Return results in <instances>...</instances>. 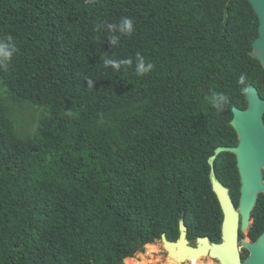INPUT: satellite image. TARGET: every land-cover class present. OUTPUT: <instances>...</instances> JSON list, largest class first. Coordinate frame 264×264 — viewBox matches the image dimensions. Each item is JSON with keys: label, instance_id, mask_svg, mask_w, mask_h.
<instances>
[{"label": "trees", "instance_id": "1", "mask_svg": "<svg viewBox=\"0 0 264 264\" xmlns=\"http://www.w3.org/2000/svg\"><path fill=\"white\" fill-rule=\"evenodd\" d=\"M124 17L134 32L113 46L104 25ZM258 29L247 0H0V39L18 49L0 67V264H125L138 244L176 241L181 222L189 240L220 242L212 174L236 199L241 181L234 155L209 161L238 146L243 88L264 100ZM137 54L154 65L144 76ZM11 102L44 111L34 136ZM253 220L262 232L263 194Z\"/></svg>", "mask_w": 264, "mask_h": 264}, {"label": "water", "instance_id": "2", "mask_svg": "<svg viewBox=\"0 0 264 264\" xmlns=\"http://www.w3.org/2000/svg\"><path fill=\"white\" fill-rule=\"evenodd\" d=\"M247 1L259 19V37L253 44L252 57L259 60L264 67V0ZM248 89L247 110L233 109L234 118L231 126L238 136V146L218 149L209 161L213 167L217 156L222 153H231L237 157L241 181L240 212L235 209L229 190L212 174L213 191L224 215L222 243L211 244L208 238H202L197 240L196 248L190 247L187 239L188 229L185 223L181 222L180 238L177 242L171 243L163 236L166 251L172 254L178 263L183 264L188 260L209 256L219 260L221 264H242L238 245L240 222L243 231L251 225L258 199L262 194L264 195V100L254 86ZM245 246L252 253L245 264H264V236L258 243L245 244ZM138 252L139 246L135 248L133 254Z\"/></svg>", "mask_w": 264, "mask_h": 264}, {"label": "clouds", "instance_id": "3", "mask_svg": "<svg viewBox=\"0 0 264 264\" xmlns=\"http://www.w3.org/2000/svg\"><path fill=\"white\" fill-rule=\"evenodd\" d=\"M104 28H106L112 35L109 38L110 43L115 46L118 44L120 40V36H130L134 32V21L131 18H121L120 22L117 24H106L104 25ZM118 33V35H117ZM18 49L15 45V43L12 41L11 37H8L5 39H0V67L7 68L9 63L11 62L14 55L17 53ZM133 60L132 59H113L105 55L103 58V65L105 67L111 66L112 68L119 70L122 66L125 65H132ZM154 68V65L150 62H147L146 59L141 56L140 54H137L135 59V72L139 76H144L148 73H150ZM246 76L245 74H241L238 78V83L241 85L245 84ZM87 84L90 87H93L94 81L91 79L87 80ZM244 92H248L249 89L245 86L243 88ZM205 99L211 106L216 110H223V107L225 103L228 102V97L223 94L216 91H212L210 94H208Z\"/></svg>", "mask_w": 264, "mask_h": 264}, {"label": "rangeland", "instance_id": "4", "mask_svg": "<svg viewBox=\"0 0 264 264\" xmlns=\"http://www.w3.org/2000/svg\"><path fill=\"white\" fill-rule=\"evenodd\" d=\"M4 93V90L2 91ZM8 95L4 93V97ZM9 108L11 110V115L13 116L17 131L22 137L34 136L37 127L42 119L44 111L39 108H34L26 103L19 102L9 103ZM247 230V229H246ZM244 230V231H246ZM146 255L137 254L133 260L127 259L125 264H161L160 261L166 255V248L164 243L156 241L153 244L146 245L144 248ZM200 262L192 264H212L210 259L202 257L199 259ZM166 264H182L178 263L172 254L167 253ZM188 264V263H186Z\"/></svg>", "mask_w": 264, "mask_h": 264}, {"label": "flooded vegetation", "instance_id": "5", "mask_svg": "<svg viewBox=\"0 0 264 264\" xmlns=\"http://www.w3.org/2000/svg\"><path fill=\"white\" fill-rule=\"evenodd\" d=\"M259 20V19H258ZM258 37H259V29H258ZM258 39V38H257ZM253 52H254V50H253ZM258 53L260 54V52L258 51ZM253 54V53H252ZM257 60V59H256ZM258 62H259V60H257ZM260 63V62H259ZM260 65L262 66V68L264 69V67H263V65L260 63ZM250 87V86H249ZM259 92V91H258ZM247 108H248V105H247ZM247 108L246 109H244V110H242V111H245V110H247ZM239 141V140H238ZM239 144V143H238ZM231 154V153H230ZM221 155V154H220ZM219 155V156H220ZM232 155H234V154H232ZM219 156H217V158H216V160H215V162L217 161V159H218V157ZM235 156V155H234ZM225 161H227V162H233V159H226ZM215 162H214V164H215ZM235 162H236V166H237V157L235 156ZM237 168H238V166H237ZM239 171V170H238ZM263 176H264V174H263ZM231 197V196H230ZM232 198V197H231ZM232 201H233V204H234V206H235V209L238 211V212H240V208H239V206H240V196H239V198L238 199H236V198H232ZM240 219H241V216H240ZM223 220H224V215H223ZM241 221V220H240ZM252 221H254L253 220V214H252ZM250 226H252V223H251V225ZM250 226H249V228L246 230V231H243L242 229H241V222H240V231H239V238H238V245H239V251H240V254H241V262H242V264H245V262L252 256V253H251V251L249 250V249H247L246 248V246H245V244H256V243H258L259 242V240L264 236V230L262 231V232H260V231H257V230H255V229H251V230H249L250 229ZM166 237V236H165ZM179 238H180V236H179ZM179 238L176 240V241H170V240H168L167 238V240L169 241V242H171V243H175V242H177L178 240H179ZM187 239H188V236H187ZM209 239V238H208ZM198 240V239H197ZM197 240H195V241H191V240H189L188 239V241H189V246L190 247H193V248H196V246H197ZM156 241H158V242H160V243H163V236H162V238L160 239V240H156ZM209 241L211 242V244H221L222 243V232H221V240H220V242H218V243H214V242H212L210 239H209ZM138 246H139V252L137 253V254H144V255H146V253H145V251H144V248H145V246L143 247V248H141L140 247V244H138ZM167 252V251H166ZM168 253V252H167ZM167 253H166V255L163 257V260L162 261H160V263L161 264H166V259H167ZM137 254H132V256L130 257V258H127V259H129V260H133L135 257H136V255ZM207 259H210V261L212 262V264H221V262L219 261V260H216V259H212L211 257H206ZM126 259V260H127ZM125 260V261H126ZM191 261L192 260H188V261H186L185 263H183V264H186V263H188V264H192L191 263Z\"/></svg>", "mask_w": 264, "mask_h": 264}, {"label": "bare ground", "instance_id": "6", "mask_svg": "<svg viewBox=\"0 0 264 264\" xmlns=\"http://www.w3.org/2000/svg\"><path fill=\"white\" fill-rule=\"evenodd\" d=\"M249 228V227H248ZM247 228V229H248ZM198 262H200V260L199 259H193L192 261H191V263H198Z\"/></svg>", "mask_w": 264, "mask_h": 264}]
</instances>
